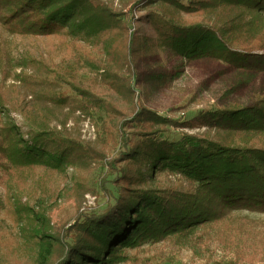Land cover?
Masks as SVG:
<instances>
[{"label": "trees", "instance_id": "16d2710c", "mask_svg": "<svg viewBox=\"0 0 264 264\" xmlns=\"http://www.w3.org/2000/svg\"><path fill=\"white\" fill-rule=\"evenodd\" d=\"M119 3L0 0V209L14 206L36 264H152L130 250L161 241L203 245L208 232L232 220L239 222L237 249L253 228L232 214H264V93L216 103L188 120L144 102L174 78L167 52L185 64L217 62L230 74L264 73V0ZM139 21L155 36L141 34ZM77 112L99 115L103 133L114 127L115 158L73 137L64 119ZM173 130L182 131L178 140L168 138ZM96 164L102 170L94 180ZM38 169L65 178L58 198L42 185L22 188ZM170 174L193 187L159 181ZM96 186L106 208L82 211L81 200ZM71 200L74 213L55 230L53 210ZM241 257L235 260L253 263Z\"/></svg>", "mask_w": 264, "mask_h": 264}, {"label": "rangeland", "instance_id": "374dc122", "mask_svg": "<svg viewBox=\"0 0 264 264\" xmlns=\"http://www.w3.org/2000/svg\"><path fill=\"white\" fill-rule=\"evenodd\" d=\"M97 2H108L120 9L119 0H96ZM128 11V10H127ZM137 15V14H136ZM185 19H195V17L185 16ZM137 27L143 35L155 36V32L150 24L138 22ZM3 36L11 41L12 37L5 32ZM55 41V40H52ZM20 46L35 45L28 41L21 42ZM50 42V40H49ZM41 41L40 44H45ZM166 65L174 77L166 85H162L156 90L146 94L144 102L157 110L163 116H170L176 120H188L193 118L200 110L206 109L216 103L225 102H249L255 97L264 93V73L257 75H235L223 71L224 66L214 61H200L195 64H185L179 61L177 56L167 52L165 55ZM156 59H153L155 61ZM222 71V72H221ZM231 82L238 83L237 88H231ZM11 82H7V86ZM179 106L181 111H173L172 107ZM66 127L73 137L100 150L107 159L117 156L115 139L113 137L114 127L105 128L103 133L101 119L99 115L92 114L86 116L77 112L72 117L64 119ZM61 128L60 126L58 127ZM189 133H202L203 130H186ZM182 135L181 130L171 131L168 138L172 141L178 140ZM101 164L93 166V177L96 180L100 175ZM64 177L58 172H50L38 169L27 173L24 186L25 191L38 189L41 185L46 192L54 198L60 196L61 190H65ZM160 182L165 185L179 186L184 190L193 187L190 182L180 175H161ZM115 191L112 184L108 185ZM42 187V188H43ZM0 191H4L0 186ZM43 193L39 190L38 194ZM108 198L96 187L91 188L84 199L81 200V210L87 212L101 213L107 206ZM75 202L58 203V209L53 210L52 220L55 230L57 226H62L66 220L74 213ZM14 206L9 204L4 210L0 209V264H36L35 244L21 237V224L15 215ZM247 219L251 221L253 230L247 240L240 248H237L235 232L239 231V222L233 221L226 226L208 232L206 244H192V241H181V245L161 242H149L139 249L130 250V254L140 255L141 258L149 259L152 264H213L224 262L226 264H241L236 261V256H242L252 264H264V246L259 241L264 237V214L253 213L246 210H239L232 214V219ZM222 225V226H223ZM68 228V226L66 227ZM233 243L230 244L229 242ZM241 257V258H242ZM233 259L235 261H233Z\"/></svg>", "mask_w": 264, "mask_h": 264}]
</instances>
